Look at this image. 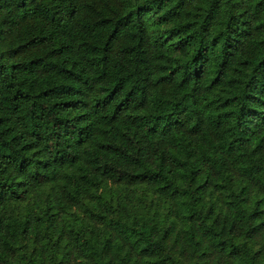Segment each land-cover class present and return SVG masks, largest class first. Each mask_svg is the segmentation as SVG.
<instances>
[{
  "label": "trees",
  "instance_id": "obj_1",
  "mask_svg": "<svg viewBox=\"0 0 264 264\" xmlns=\"http://www.w3.org/2000/svg\"><path fill=\"white\" fill-rule=\"evenodd\" d=\"M0 264H264V0H0Z\"/></svg>",
  "mask_w": 264,
  "mask_h": 264
}]
</instances>
